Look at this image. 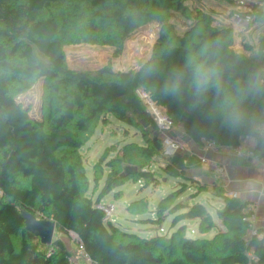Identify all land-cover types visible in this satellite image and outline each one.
<instances>
[{"label":"trees","instance_id":"16d2710c","mask_svg":"<svg viewBox=\"0 0 264 264\" xmlns=\"http://www.w3.org/2000/svg\"><path fill=\"white\" fill-rule=\"evenodd\" d=\"M61 1L78 3L84 9L68 16L72 26L77 19L83 20V36L75 44L109 46L121 53L137 37L140 25L172 10L186 12L187 0H0V264H73V254L60 239L42 245L26 232L21 211L54 221L56 231L65 236L76 235L92 264H252L249 254L264 264V236L245 237L250 227L243 221L247 204L213 185V192L224 203L217 210L224 229L208 238L218 226L203 204L190 206L179 201L188 190L202 193L207 186L189 177L181 156H164L160 134L136 95L143 88L167 110L174 122L172 138L175 129L182 127L184 135L198 146L205 139L234 149L245 139H254L251 151L264 160V94H248L240 104L242 122L229 126L217 110L222 97L216 89H210L199 102L187 81L180 95L163 90L173 69L182 68L187 57L205 45L211 46L212 60L224 71V87L246 86L253 73L264 70V37L258 45L244 43L243 51L237 52L230 26L216 27L207 17H198L196 26L198 19L205 22L195 37L194 30L184 37H169L171 29L163 22L165 35L138 69L114 72L106 65L95 72L72 71L66 58V38L52 10ZM42 11L47 16L37 18ZM253 24L264 28V12H258ZM150 66L155 71L149 72ZM34 78L51 83L43 109L50 114L47 119L32 117L12 93V83L29 91L31 86L22 80ZM107 115L139 129L146 146L126 145L123 156L107 162L104 188L93 201L85 194L89 182L81 150L97 124L107 121ZM143 121L149 124L147 128ZM133 150H139L138 156ZM157 159L166 160L160 169L178 181V188L161 199L154 212L143 200L133 203L130 210L138 204V215H156L137 220L140 226L151 227L150 231L162 226L165 216L173 217L170 230H176L141 236L109 222L100 200L111 193L118 197L119 188L132 178L159 185L144 164V160ZM122 166L136 167L137 175L122 178ZM195 220L200 222L202 236L188 239L187 226L181 222Z\"/></svg>","mask_w":264,"mask_h":264},{"label":"rangeland","instance_id":"374dc122","mask_svg":"<svg viewBox=\"0 0 264 264\" xmlns=\"http://www.w3.org/2000/svg\"><path fill=\"white\" fill-rule=\"evenodd\" d=\"M57 2L53 4L54 16L64 32L65 52L70 70L95 72L106 65H110L114 72H128L138 69L146 60L150 59L154 53L155 46L160 40L161 35H165L163 22H166L171 29L169 37H184L188 32L193 31V36L201 30L205 19H198L196 26V18L207 17L211 25L216 27L231 26L230 24V2L225 0H187L185 3L186 12L172 10L163 15L162 18L148 21L140 25L137 30V37L127 43L121 53L115 48L103 45H88L85 43L75 44V42L83 36L82 18L77 19L75 26L68 22L69 14H80L84 11L83 6L78 3ZM47 16L46 11L36 14L37 18ZM196 26V28H194ZM249 32V33H248ZM251 32V33H250ZM248 33V35H246ZM247 42L258 44V40L264 37V28H260L258 24H253L247 29H234V49L242 52L240 48L244 36ZM24 84L31 86L29 91H22V86L12 83V93L18 102L29 111L32 117L36 119H47L50 114L43 109L46 107L48 99L50 82L43 79L34 78L32 80H22ZM107 121H100L92 131L84 147L81 150L85 171L88 177L89 186L86 196L96 201L104 188L105 178L109 173L107 162L119 158L124 155L123 148L126 145L146 146L143 139V133L134 127H129L116 120L112 115H107ZM152 138V136H150ZM182 143V142H181ZM184 144V143H183ZM184 146V145H183ZM139 150H133L132 154L138 156ZM166 158L170 157L164 154ZM165 159H157L145 161V169L154 172L159 180V185L148 184L145 181L131 179L119 188L120 195L114 196L111 193L100 200V205L110 212L109 222L120 227L121 229L130 230V232L138 233L141 236H148L151 231L156 233L170 234L176 230L171 229L172 216H165V221L161 227L150 231L149 226H140L137 224L139 220L144 218H156L154 213H145L138 215V204L134 210H130L135 202L143 200L151 212H154L157 204L178 188V181L167 177L160 166L165 164ZM127 167L122 166L120 169L125 172ZM96 179V180H95ZM201 183L207 186V191L200 193L198 189L188 190L181 196L179 201L193 206L195 203L203 204L206 211L212 217L213 222L217 224V228L208 235L212 238L218 233V230L224 229L220 219L217 216V210H222L224 203L220 199L218 192H213V185ZM193 196H196L192 198ZM195 194V195H194ZM157 203V204H156ZM143 207V206H141ZM43 220L42 218H37ZM47 220V219H44ZM138 220V221H137ZM187 226L185 236L188 239L201 237L199 232V220L184 221L181 224ZM138 229V230H137ZM150 231V232H149ZM152 232V233H154ZM63 236L58 230L55 232L54 241L61 239ZM69 239L74 241L69 235ZM75 242V241H74ZM76 243V242H75ZM81 253L78 249L77 254ZM82 254V253H81Z\"/></svg>","mask_w":264,"mask_h":264},{"label":"crops","instance_id":"0c3cea01","mask_svg":"<svg viewBox=\"0 0 264 264\" xmlns=\"http://www.w3.org/2000/svg\"><path fill=\"white\" fill-rule=\"evenodd\" d=\"M232 11L233 7L230 4V18ZM246 35L241 42L240 48L242 51L244 43H249L245 39ZM260 40H258V44ZM173 139L182 142V144L184 143L185 150L178 152L177 155L184 159L188 168L189 177L199 182L202 181L206 184L216 185L228 196L230 194H236L238 195V200L245 204H256V226L261 233H264V161L235 156L231 149L218 151L205 150L201 146L196 145L190 138L186 137L182 127L175 129ZM241 145L245 152H247L255 147L256 141L248 138ZM202 158L208 160L207 166L201 164L200 160ZM216 166L225 167L227 175L225 177H216L214 175ZM60 240L65 244L68 251L73 254V264H91L83 254H77L79 249L78 245L70 240L69 236H63Z\"/></svg>","mask_w":264,"mask_h":264},{"label":"clouds","instance_id":"9594fccd","mask_svg":"<svg viewBox=\"0 0 264 264\" xmlns=\"http://www.w3.org/2000/svg\"><path fill=\"white\" fill-rule=\"evenodd\" d=\"M147 70L153 72L155 67L150 66ZM186 81L197 102L210 89H216L217 95L222 97L217 110L229 126L242 122L244 113L240 104L248 94H264V70L253 73L244 87L225 88L224 71L212 60L210 45H205L198 53L190 54L182 68L173 69L163 90L167 94L180 95Z\"/></svg>","mask_w":264,"mask_h":264},{"label":"built area","instance_id":"2783aa9c","mask_svg":"<svg viewBox=\"0 0 264 264\" xmlns=\"http://www.w3.org/2000/svg\"><path fill=\"white\" fill-rule=\"evenodd\" d=\"M229 2L233 7V11L230 18V24L233 29L241 30L249 28V26H251L255 22L258 12H264V0H230ZM136 95L143 104L146 114L150 117L160 134V137L163 141L165 154L168 156H173L176 155L178 152L185 150L181 142L175 141L170 136L171 131L174 129V122L168 116L167 110L164 107L160 106L156 101H154L152 94L143 88H139L136 91ZM262 134L264 135V130ZM201 147L205 150L212 151L224 149L217 146L215 142L205 139L202 141ZM226 149H231L233 154L238 157H248L256 161L262 160L257 157L251 150L245 152L242 145L238 148ZM200 162L203 166L208 165V160L205 158H202ZM214 175L216 177H225L227 175L226 168L223 166H216L214 169ZM230 197L238 199V195L236 194H230ZM102 209L107 214V218L109 220L110 212L104 207ZM244 213L246 215V218H244L243 221L248 222L250 224L248 233L245 237L248 238L250 236H257L259 239H262L264 234L261 233L256 226L257 205L247 204L244 209ZM71 236L78 245V239L76 235L71 234ZM78 248L80 249L81 253L85 256V258L88 259V257L83 253L82 247H79L78 245ZM249 260L252 264H261L259 258L254 256L253 254H249Z\"/></svg>","mask_w":264,"mask_h":264},{"label":"water","instance_id":"95a60500","mask_svg":"<svg viewBox=\"0 0 264 264\" xmlns=\"http://www.w3.org/2000/svg\"><path fill=\"white\" fill-rule=\"evenodd\" d=\"M147 128L149 124L142 122ZM138 169L136 167H127L122 174V178H130L136 176ZM21 216L25 221L26 232L40 240L42 245L50 246L54 242V236L57 229V224L54 221L39 220L33 214L27 211H21Z\"/></svg>","mask_w":264,"mask_h":264}]
</instances>
